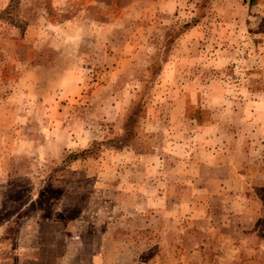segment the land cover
I'll return each instance as SVG.
<instances>
[{
  "label": "rangeland",
  "instance_id": "obj_1",
  "mask_svg": "<svg viewBox=\"0 0 264 264\" xmlns=\"http://www.w3.org/2000/svg\"><path fill=\"white\" fill-rule=\"evenodd\" d=\"M0 264H264V0H0Z\"/></svg>",
  "mask_w": 264,
  "mask_h": 264
},
{
  "label": "trees",
  "instance_id": "obj_2",
  "mask_svg": "<svg viewBox=\"0 0 264 264\" xmlns=\"http://www.w3.org/2000/svg\"><path fill=\"white\" fill-rule=\"evenodd\" d=\"M130 120V117L127 119V121ZM126 128V127H125ZM89 149H83L79 152H76V153H70L66 158L69 159V160H74L75 158H77L79 155L81 154H84L88 151Z\"/></svg>",
  "mask_w": 264,
  "mask_h": 264
}]
</instances>
